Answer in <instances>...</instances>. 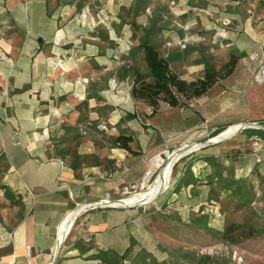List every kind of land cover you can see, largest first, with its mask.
Instances as JSON below:
<instances>
[{
  "label": "crops",
  "instance_id": "obj_1",
  "mask_svg": "<svg viewBox=\"0 0 264 264\" xmlns=\"http://www.w3.org/2000/svg\"><path fill=\"white\" fill-rule=\"evenodd\" d=\"M243 3L250 14L230 36L245 54L207 89L210 132L264 121V82L250 81L246 69L248 54L264 51L252 28L264 30V0ZM106 16L57 0H0V264L114 261V230L130 211L100 200L138 182L153 126L142 135L131 129L138 123L133 69L114 55L125 54L130 40L103 23ZM117 129L130 136V150L114 146ZM253 137L263 141L260 160L250 152ZM178 170L191 209L214 207V189L234 195L264 182V129L247 127L191 153Z\"/></svg>",
  "mask_w": 264,
  "mask_h": 264
},
{
  "label": "rangeland",
  "instance_id": "obj_2",
  "mask_svg": "<svg viewBox=\"0 0 264 264\" xmlns=\"http://www.w3.org/2000/svg\"><path fill=\"white\" fill-rule=\"evenodd\" d=\"M57 2L106 13L103 23H113L114 33L124 34L130 40L125 54L116 50L114 55L130 61L128 70L130 73L133 69L134 79L138 75L150 79L142 49L138 48L144 34L149 36L158 54L168 60L170 69L187 80L201 77L207 69L222 76L221 67L231 53L238 58L245 54L231 44L230 36L233 27L242 28L250 14L243 0ZM197 11L199 16L192 17ZM85 18L90 21V17ZM224 18H228L232 26L224 27ZM216 25L220 28L215 29ZM252 28L255 39L264 45V30ZM237 39L242 42L243 36ZM123 73L125 69L118 71V76ZM206 97L207 91L200 99H191L187 106H170L159 98L154 111L145 100H137L132 115L138 123L131 129L142 135L146 133L145 127L152 125L153 130H147L150 145L144 148L145 163L138 182L127 186L123 192L114 191V209H129L131 215L127 214L124 220L120 218V225L114 230V241H118L114 246L118 243V251L114 250V261L108 257L104 264H264V182L255 180L248 188L247 185L238 188L234 195H226L221 188L214 189V207L204 205L191 209L184 201L190 197L180 192L181 181L177 175L183 159L224 141L198 147V142L213 137L205 120L208 116ZM120 131L114 130L110 135L115 139ZM103 134L108 133L103 130ZM184 144L192 147L170 166L167 185L157 195L142 194L132 204H117L120 199L145 193L154 183L161 166L144 178L153 156L160 152L170 154ZM195 219L200 221L194 222ZM229 224L239 226L228 227Z\"/></svg>",
  "mask_w": 264,
  "mask_h": 264
},
{
  "label": "trees",
  "instance_id": "obj_3",
  "mask_svg": "<svg viewBox=\"0 0 264 264\" xmlns=\"http://www.w3.org/2000/svg\"><path fill=\"white\" fill-rule=\"evenodd\" d=\"M138 48L142 49L143 60L148 69L150 79L146 80L141 75L136 76L130 92L133 97L149 103L153 108L152 111L155 110L159 98H163L170 106H187L191 99L201 98L207 89L216 82L218 77H221L217 75V71L207 69L201 77L191 80L181 78L170 69L168 60L158 54L147 34L141 37ZM236 61L237 56L231 53L228 60L221 67L224 70L223 74L230 73ZM126 116L132 117L130 113H126ZM225 127L226 125L212 130L210 136L219 133ZM130 140L129 135H118L115 137L114 142L118 146L130 150L127 145ZM199 221L200 219L194 220V222ZM229 226L239 225L229 224Z\"/></svg>",
  "mask_w": 264,
  "mask_h": 264
},
{
  "label": "bare ground",
  "instance_id": "obj_4",
  "mask_svg": "<svg viewBox=\"0 0 264 264\" xmlns=\"http://www.w3.org/2000/svg\"><path fill=\"white\" fill-rule=\"evenodd\" d=\"M242 126L241 123L239 124H233L230 126H227L225 129H223L219 134H217L216 136H213L210 138L211 141H214L216 139H225L230 137L231 135H233L236 131H238L240 129V127ZM192 146L190 144H184L181 145L180 147L174 149L172 151V153L167 154L165 153V157H161L158 154H156L155 156H153L149 162V168L147 169V171L145 172V176L144 178H148L149 175L151 174L152 170L157 167V166H161L160 168V172L157 174L154 183L149 186L148 190L145 193H137L135 195H131L130 197H127L125 199H120L119 201H117V204H132L133 202H135L140 195H145L147 197H151L154 195H157L163 188L165 185H167V178H168V173H169V169L170 166L172 164V162L176 159L179 158L181 155H183L188 148H191ZM195 147V146H194ZM171 174V173H170ZM103 203H108V204H112L114 205L116 203V201L114 200H109L108 198H103L102 200H100ZM82 205H80L78 208L72 210L70 212L71 215L77 213L79 210H81ZM69 220L64 221V224L62 225L61 228V238L64 237L66 231H67V227L69 226ZM62 224V223H61Z\"/></svg>",
  "mask_w": 264,
  "mask_h": 264
},
{
  "label": "built area",
  "instance_id": "obj_5",
  "mask_svg": "<svg viewBox=\"0 0 264 264\" xmlns=\"http://www.w3.org/2000/svg\"><path fill=\"white\" fill-rule=\"evenodd\" d=\"M225 24V22L223 23ZM248 59L250 64L246 66L247 71L250 73V81L256 84H261L264 82V51L261 52H252L248 54ZM251 61H258L257 66H254ZM110 123V122H109ZM259 125V128L264 129L263 122H255ZM106 124V122H105ZM263 146V141L258 137H253L250 143V152L254 158L260 160L259 151Z\"/></svg>",
  "mask_w": 264,
  "mask_h": 264
},
{
  "label": "water",
  "instance_id": "obj_6",
  "mask_svg": "<svg viewBox=\"0 0 264 264\" xmlns=\"http://www.w3.org/2000/svg\"><path fill=\"white\" fill-rule=\"evenodd\" d=\"M247 127H255V128H259V125H257L256 123H246V124H242V126L240 127V129L238 130V131H236L233 135H235L236 133H238L239 131H241L242 129H244V128H247ZM221 132V131H220ZM219 132V133H220ZM219 133H217V134H219ZM217 134H215V135H213V136H216ZM232 135V136H233ZM225 139H228V138H225ZM225 139H216V140H214V141H211L210 140V137L209 138H207V139H205V140H203V141H201V142H198V143H200V145L198 146V147H204V146H207V145H210V144H215V143H217V142H220V141H223V140H225ZM173 151V150H172ZM172 151L170 152V153H172ZM161 157H165L166 155H165V153L164 152H160V154H159ZM178 158H176L173 162H172V164L171 165H173V163L177 160ZM155 199V198H154ZM152 201V200H151ZM101 202V201H100ZM150 202V201H149ZM56 253H57V250H56V252H55V255H54V258H55V256H56Z\"/></svg>",
  "mask_w": 264,
  "mask_h": 264
}]
</instances>
